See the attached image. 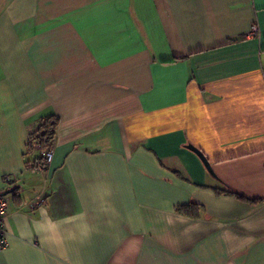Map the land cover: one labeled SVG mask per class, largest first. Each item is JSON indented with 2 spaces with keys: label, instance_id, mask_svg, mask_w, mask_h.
<instances>
[{
  "label": "crops",
  "instance_id": "0c3cea01",
  "mask_svg": "<svg viewBox=\"0 0 264 264\" xmlns=\"http://www.w3.org/2000/svg\"><path fill=\"white\" fill-rule=\"evenodd\" d=\"M0 194V264H264V0H0Z\"/></svg>",
  "mask_w": 264,
  "mask_h": 264
},
{
  "label": "trees",
  "instance_id": "16d2710c",
  "mask_svg": "<svg viewBox=\"0 0 264 264\" xmlns=\"http://www.w3.org/2000/svg\"><path fill=\"white\" fill-rule=\"evenodd\" d=\"M58 118L54 115H49L42 118L36 128L29 134L28 148L37 145L40 150L49 149L54 141L56 125ZM41 160V155L38 161ZM37 163V162H36ZM34 163V164H36ZM226 192H229L226 190ZM194 204L183 205L178 207V211L185 214L195 215L197 209Z\"/></svg>",
  "mask_w": 264,
  "mask_h": 264
},
{
  "label": "built area",
  "instance_id": "2783aa9c",
  "mask_svg": "<svg viewBox=\"0 0 264 264\" xmlns=\"http://www.w3.org/2000/svg\"><path fill=\"white\" fill-rule=\"evenodd\" d=\"M257 25H251L249 31L247 32V36H252L257 33ZM52 151L51 149L41 150V160L38 161L33 167L32 170H41L46 164L51 161ZM43 199L41 198L40 201ZM7 214V200L3 194H0V250L4 248L7 244L5 237V228H4V220Z\"/></svg>",
  "mask_w": 264,
  "mask_h": 264
},
{
  "label": "water",
  "instance_id": "95a60500",
  "mask_svg": "<svg viewBox=\"0 0 264 264\" xmlns=\"http://www.w3.org/2000/svg\"><path fill=\"white\" fill-rule=\"evenodd\" d=\"M186 146H187V148L191 149L194 153H196V155L201 159V161L204 164V166L206 167V169L209 172H211L210 164L207 161V159L205 158V156L201 153V151L197 147L193 146L192 144H187Z\"/></svg>",
  "mask_w": 264,
  "mask_h": 264
}]
</instances>
